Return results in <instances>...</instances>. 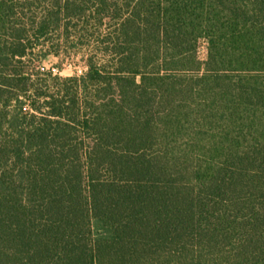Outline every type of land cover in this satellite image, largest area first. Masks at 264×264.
I'll use <instances>...</instances> for the list:
<instances>
[{
    "label": "trees",
    "instance_id": "trees-1",
    "mask_svg": "<svg viewBox=\"0 0 264 264\" xmlns=\"http://www.w3.org/2000/svg\"><path fill=\"white\" fill-rule=\"evenodd\" d=\"M0 264H264V0H0Z\"/></svg>",
    "mask_w": 264,
    "mask_h": 264
},
{
    "label": "rangeland",
    "instance_id": "rangeland-1",
    "mask_svg": "<svg viewBox=\"0 0 264 264\" xmlns=\"http://www.w3.org/2000/svg\"><path fill=\"white\" fill-rule=\"evenodd\" d=\"M36 57V66L40 72H51L61 77H79L86 71L85 60L81 53L61 52L59 56L47 55L46 57H42V53H39ZM205 57L206 47L204 43H201L198 59L204 61Z\"/></svg>",
    "mask_w": 264,
    "mask_h": 264
}]
</instances>
